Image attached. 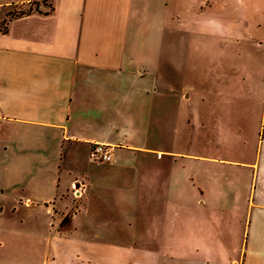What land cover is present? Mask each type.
<instances>
[{"label": "crops", "instance_id": "0c3cea01", "mask_svg": "<svg viewBox=\"0 0 264 264\" xmlns=\"http://www.w3.org/2000/svg\"><path fill=\"white\" fill-rule=\"evenodd\" d=\"M30 1L35 0H0V6ZM136 1L53 0L50 14L14 20L7 33L0 32V128L12 125L8 143L20 161L27 157L24 146L34 143L65 145L68 139L88 145L90 169L78 173L64 195L28 197L25 203L46 206L50 264H116L118 257L126 264H163L164 257H187L186 264H264V205L253 198L243 210L234 192L228 201V178L220 171L224 166L251 169L257 184L264 176V139L255 156L244 161L183 153L173 147L174 140L164 149L125 147L116 137L124 117L131 121L125 128L146 138L153 130L162 135L164 128L160 72L144 71L143 62L128 51L132 27H137L132 22ZM207 95L186 91L182 98L197 100L198 112L207 113ZM174 116L167 121L171 129ZM113 119L121 122L110 126ZM71 123L103 129L105 137L70 135ZM95 144L113 148L110 163L90 161ZM9 149L0 142V153ZM122 150L133 153L117 152ZM110 193L137 194L128 204L137 211L141 239L136 252L111 245L110 230L98 228L100 207L108 210L110 225ZM101 194L109 195L107 203L99 204ZM123 205L114 199L115 208Z\"/></svg>", "mask_w": 264, "mask_h": 264}, {"label": "rangeland", "instance_id": "374dc122", "mask_svg": "<svg viewBox=\"0 0 264 264\" xmlns=\"http://www.w3.org/2000/svg\"><path fill=\"white\" fill-rule=\"evenodd\" d=\"M174 3L172 8L171 0L136 1L132 22L137 27H132L128 49L143 62L144 71L156 68L160 72L158 106L164 123L162 135H156L153 130L146 138L141 131L125 128L131 121L124 117V128L116 131V137L125 147L164 149L167 141L174 140L173 147L183 153L250 161L256 154L258 141L264 139L261 111L264 0H175ZM193 62L195 67H189ZM133 67L139 69L140 65ZM167 90L172 94L168 95ZM186 91L208 93L205 106L209 111L198 112L197 100L185 103L186 95L182 94ZM172 115H176L173 129L167 122ZM203 120L204 129L200 127ZM119 122L120 119L110 120V126ZM11 126L0 128V142L10 148L7 153H0V264H50L49 254H53V249L45 236L46 206L30 208L25 203L28 197L64 195L75 176L90 169L86 162L88 145L68 139L65 145L34 143L24 146L27 157L20 161L15 148L8 143ZM105 133L103 129L95 131L73 123L69 131L70 135L81 138H104ZM37 147L45 150H36ZM216 169L212 167L211 171ZM223 170L228 178L225 186L230 191L228 201L234 192L243 210L249 208L253 198L264 205V176L258 177V183L253 185L251 169L224 166L220 168ZM108 196L100 197L99 204L107 203ZM135 196L110 193V225L105 222L109 214L104 207L99 208L98 224L99 230H110L111 245L133 252L140 248L141 239L134 216L137 211L128 206ZM114 199L124 203L122 209L114 207ZM177 243L185 245L184 240ZM114 261L128 262L122 257ZM185 261L187 257L162 258L163 264H186Z\"/></svg>", "mask_w": 264, "mask_h": 264}, {"label": "trees", "instance_id": "16d2710c", "mask_svg": "<svg viewBox=\"0 0 264 264\" xmlns=\"http://www.w3.org/2000/svg\"><path fill=\"white\" fill-rule=\"evenodd\" d=\"M11 10H5L0 14V32L7 33L10 24L17 19L35 14H50L54 10L53 0H35L25 4V7L20 9L16 5H12Z\"/></svg>", "mask_w": 264, "mask_h": 264}, {"label": "built area", "instance_id": "2783aa9c", "mask_svg": "<svg viewBox=\"0 0 264 264\" xmlns=\"http://www.w3.org/2000/svg\"><path fill=\"white\" fill-rule=\"evenodd\" d=\"M26 3H29V2H26ZM26 3L11 4L8 6H0V14L3 13L5 10L7 11L11 10L13 7L12 5H16L17 7H20V9H22L25 7ZM90 159L96 163H103V164L110 163L113 159V148L106 144H95L91 148Z\"/></svg>", "mask_w": 264, "mask_h": 264}]
</instances>
